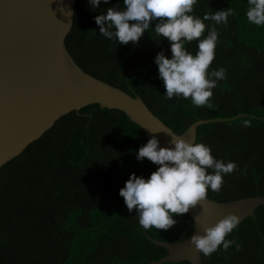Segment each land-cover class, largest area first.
Masks as SVG:
<instances>
[{
  "label": "trees",
  "instance_id": "16d2710c",
  "mask_svg": "<svg viewBox=\"0 0 264 264\" xmlns=\"http://www.w3.org/2000/svg\"><path fill=\"white\" fill-rule=\"evenodd\" d=\"M247 2L197 0L191 13L201 19L230 7L236 13L226 25L204 21L218 32L209 71L226 70V79L212 90L211 108L196 107L182 96L167 98L155 58L163 52L171 59L172 53L167 38L154 31L159 21L136 45L100 34L95 17L110 7L123 10V0H101L98 8L75 0L64 37L66 50L84 72L139 96L176 134L198 119L245 114L196 126L194 143L208 146L215 159L237 165L223 176L219 192L208 189L207 198L217 202L264 196V26L247 20ZM185 47L195 55L198 41ZM249 117L246 128L243 120ZM147 142L140 127L114 108L91 103L60 115L0 166V264H147L164 256L165 249L144 236L136 211L129 213L119 195L131 174L148 179L157 170L148 159H137ZM173 219L176 224L168 230L143 229L161 241L186 238L193 226L190 216ZM226 239L233 242L227 251L221 246L210 256L199 252L201 264H264V205H257Z\"/></svg>",
  "mask_w": 264,
  "mask_h": 264
},
{
  "label": "water",
  "instance_id": "95a60500",
  "mask_svg": "<svg viewBox=\"0 0 264 264\" xmlns=\"http://www.w3.org/2000/svg\"><path fill=\"white\" fill-rule=\"evenodd\" d=\"M75 0H0V166L38 138L62 114L96 103L125 114L149 139L160 147H174V133L155 116L137 95L131 96L84 72L71 58L64 37L72 23ZM242 113L224 118L198 119L175 135L194 143L196 126L211 121H231ZM255 118L258 116L250 115ZM264 205V196L228 201L207 198L187 213L192 222L190 234L179 241L151 238L166 254L147 264L187 260L201 264L191 236L203 235L204 226H213L229 214L240 221ZM134 216V215H130ZM136 217V216H134Z\"/></svg>",
  "mask_w": 264,
  "mask_h": 264
},
{
  "label": "clouds",
  "instance_id": "9594fccd",
  "mask_svg": "<svg viewBox=\"0 0 264 264\" xmlns=\"http://www.w3.org/2000/svg\"><path fill=\"white\" fill-rule=\"evenodd\" d=\"M105 4L109 0H103ZM93 8H98L101 0H89ZM247 20L257 26H264V0H248ZM197 0H123V10L110 7L105 14L95 17L102 36L119 44L136 45L153 21L155 33L167 38L171 44L172 58L163 52L157 54L159 77L166 88V96L191 99L196 107H212V90L218 80L226 79V70L220 68L209 71L215 59L218 32L215 27L208 30L204 21L227 24L228 17L236 15L230 7L227 10L205 14L203 19L191 15ZM208 35L204 37L205 31ZM198 41L195 55L186 50L185 45ZM244 127L251 126V118L243 120ZM174 147H160L153 137L142 146L137 159H148L157 165L148 179L131 174L119 195L124 198L131 213L136 211L139 224L149 230H168L176 224L173 216L187 214L207 200L208 189L219 192L223 176L237 169L233 162L224 163L215 159L211 149L203 143H189L174 133L169 141ZM207 169H212L209 174ZM240 218L229 214L213 226H204V234L191 236V243L205 256L232 245L226 237L238 226ZM239 250V245H237Z\"/></svg>",
  "mask_w": 264,
  "mask_h": 264
}]
</instances>
